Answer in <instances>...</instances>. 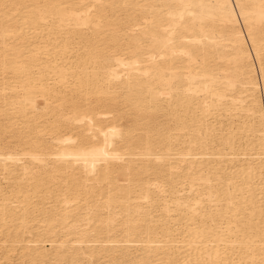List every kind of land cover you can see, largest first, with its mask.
<instances>
[{
	"label": "bare ground",
	"instance_id": "bare-ground-1",
	"mask_svg": "<svg viewBox=\"0 0 264 264\" xmlns=\"http://www.w3.org/2000/svg\"><path fill=\"white\" fill-rule=\"evenodd\" d=\"M262 57L264 0H0V264H264Z\"/></svg>",
	"mask_w": 264,
	"mask_h": 264
},
{
	"label": "rangeland",
	"instance_id": "rangeland-1",
	"mask_svg": "<svg viewBox=\"0 0 264 264\" xmlns=\"http://www.w3.org/2000/svg\"><path fill=\"white\" fill-rule=\"evenodd\" d=\"M77 95L78 96L75 99L76 104H85V103H87V101H90L89 104L88 103L85 104L84 107H91L93 109L96 107L97 110L105 109V107L102 105L96 106L95 99H97V98L95 95L89 96L87 98V100H86L85 94L83 95L82 93H78ZM92 98H93V100H92ZM110 124H112V120L107 119V120L103 121V123L101 122L99 125H97L95 127L93 125H91V127L87 128V129L85 128V126H78V125L72 124V125H68V126H61L57 129L53 130V132H56L57 137H63L65 139H69V138L72 139L73 138L72 141L69 142V145H71V146L73 145V147H72L73 150H80L82 148V150H84V151H90L92 148H93L92 150H94L95 149L94 147H96V145L98 147L101 137L103 135H106V129L109 128ZM102 131H103V134H102ZM99 137H100V139H99ZM79 139H80V142L81 141L83 142V144L79 143Z\"/></svg>",
	"mask_w": 264,
	"mask_h": 264
},
{
	"label": "snow or ice",
	"instance_id": "snow-or-ice-1",
	"mask_svg": "<svg viewBox=\"0 0 264 264\" xmlns=\"http://www.w3.org/2000/svg\"><path fill=\"white\" fill-rule=\"evenodd\" d=\"M261 59H262V62H264V57H262Z\"/></svg>",
	"mask_w": 264,
	"mask_h": 264
}]
</instances>
